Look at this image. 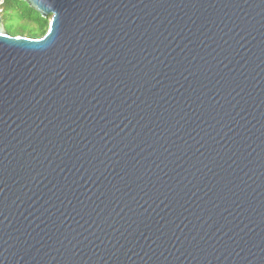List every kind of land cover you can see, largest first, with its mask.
<instances>
[{"label":"water","instance_id":"95a60500","mask_svg":"<svg viewBox=\"0 0 264 264\" xmlns=\"http://www.w3.org/2000/svg\"><path fill=\"white\" fill-rule=\"evenodd\" d=\"M21 1L0 264H264V0Z\"/></svg>","mask_w":264,"mask_h":264},{"label":"trees","instance_id":"16d2710c","mask_svg":"<svg viewBox=\"0 0 264 264\" xmlns=\"http://www.w3.org/2000/svg\"><path fill=\"white\" fill-rule=\"evenodd\" d=\"M2 18L6 31L10 35H25L41 37L49 27V18H43L27 3L21 0H4ZM9 12L16 15V20L10 19Z\"/></svg>","mask_w":264,"mask_h":264},{"label":"rangeland","instance_id":"374dc122","mask_svg":"<svg viewBox=\"0 0 264 264\" xmlns=\"http://www.w3.org/2000/svg\"><path fill=\"white\" fill-rule=\"evenodd\" d=\"M8 14L10 16V19L13 18V22H14L16 20V15L13 14L12 12H9Z\"/></svg>","mask_w":264,"mask_h":264},{"label":"built area","instance_id":"2783aa9c","mask_svg":"<svg viewBox=\"0 0 264 264\" xmlns=\"http://www.w3.org/2000/svg\"><path fill=\"white\" fill-rule=\"evenodd\" d=\"M3 3H4V0H0V13H2V11H3V9H2Z\"/></svg>","mask_w":264,"mask_h":264}]
</instances>
